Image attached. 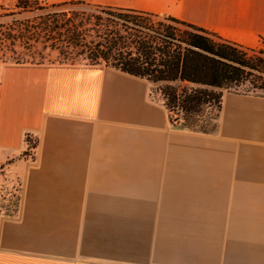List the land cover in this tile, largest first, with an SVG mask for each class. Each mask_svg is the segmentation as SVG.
<instances>
[{
  "label": "crops",
  "instance_id": "crops-1",
  "mask_svg": "<svg viewBox=\"0 0 264 264\" xmlns=\"http://www.w3.org/2000/svg\"><path fill=\"white\" fill-rule=\"evenodd\" d=\"M86 1L264 46V0ZM154 85L101 64L3 67L0 176L21 199L0 264H264V95L225 90L202 132L173 124Z\"/></svg>",
  "mask_w": 264,
  "mask_h": 264
},
{
  "label": "trees",
  "instance_id": "trees-1",
  "mask_svg": "<svg viewBox=\"0 0 264 264\" xmlns=\"http://www.w3.org/2000/svg\"><path fill=\"white\" fill-rule=\"evenodd\" d=\"M13 1L21 7H106L114 37L106 47L119 55L111 67L157 85L170 121L182 128L212 131L225 90L245 82L264 89V49L244 47L185 20L86 0Z\"/></svg>",
  "mask_w": 264,
  "mask_h": 264
},
{
  "label": "rangeland",
  "instance_id": "rangeland-1",
  "mask_svg": "<svg viewBox=\"0 0 264 264\" xmlns=\"http://www.w3.org/2000/svg\"><path fill=\"white\" fill-rule=\"evenodd\" d=\"M106 12L104 6L21 7L0 0V71L14 63L118 64L117 52L106 47L114 38ZM234 90L264 95V89L248 82ZM20 199L21 183L0 176V221L16 214Z\"/></svg>",
  "mask_w": 264,
  "mask_h": 264
}]
</instances>
